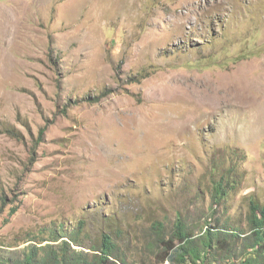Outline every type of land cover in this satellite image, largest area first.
I'll return each instance as SVG.
<instances>
[{
    "label": "rangeland",
    "instance_id": "obj_1",
    "mask_svg": "<svg viewBox=\"0 0 264 264\" xmlns=\"http://www.w3.org/2000/svg\"><path fill=\"white\" fill-rule=\"evenodd\" d=\"M252 202L264 207V0H0L1 256L58 244L61 224L159 264L153 224L169 238L180 217L197 235L219 223L214 263L238 264Z\"/></svg>",
    "mask_w": 264,
    "mask_h": 264
},
{
    "label": "trees",
    "instance_id": "obj_2",
    "mask_svg": "<svg viewBox=\"0 0 264 264\" xmlns=\"http://www.w3.org/2000/svg\"><path fill=\"white\" fill-rule=\"evenodd\" d=\"M43 132L42 130L41 134ZM225 180L226 176L222 175L220 181L214 182L215 201H220L226 195ZM16 211L17 208L13 206L9 216ZM248 221L254 241L249 244L252 245L250 251L244 252V259L238 264H264V207L252 202ZM218 224L209 223L197 235L183 218L178 217L169 233L170 237L166 238L165 224L160 221L155 222L153 229L161 245V250L156 254L160 257L159 264L167 260L170 264H175V261L182 264H215L213 251L228 249L225 238L220 236L222 230ZM79 231L67 233L65 227L59 224L51 233L53 241L63 238L58 244H42V241L29 244L30 246L23 250V257L15 264H130L126 256L122 257L118 254V244L110 233H103L100 242L86 246L80 239ZM224 234L229 233L224 232ZM81 246L85 249H78ZM0 264L13 263L0 255Z\"/></svg>",
    "mask_w": 264,
    "mask_h": 264
},
{
    "label": "clouds",
    "instance_id": "obj_3",
    "mask_svg": "<svg viewBox=\"0 0 264 264\" xmlns=\"http://www.w3.org/2000/svg\"><path fill=\"white\" fill-rule=\"evenodd\" d=\"M50 41H51L52 47H54V46H55V40H54V38H51ZM222 175H225L226 178H227V175H226L225 173H223V172H221L219 176H218V175H213V179H212L213 186H214V182H215V181L218 182V181L221 180V176H222ZM218 177H219V178H218ZM224 184H225V193H226V184L228 185V180H225V181H224ZM213 189H214V187H213ZM226 195H227V194H226ZM226 195H225V196H226ZM225 196H223V197L220 199V201H215L216 199L214 198V201H215L216 203H220V202L222 201V199H223ZM213 197H214V194H213ZM164 263H168V264H170V262H169L168 260L165 261ZM164 263H162V264H164Z\"/></svg>",
    "mask_w": 264,
    "mask_h": 264
}]
</instances>
